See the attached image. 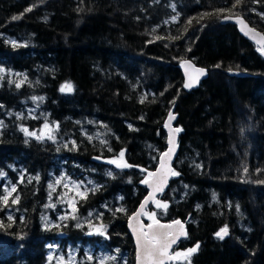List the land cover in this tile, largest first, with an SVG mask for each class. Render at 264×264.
I'll use <instances>...</instances> for the list:
<instances>
[{
	"label": "trees",
	"instance_id": "trees-1",
	"mask_svg": "<svg viewBox=\"0 0 264 264\" xmlns=\"http://www.w3.org/2000/svg\"><path fill=\"white\" fill-rule=\"evenodd\" d=\"M235 15L264 32V0H0V264H132L126 220L171 109L179 175L147 210L185 222L174 252L199 245L174 264H264V55ZM184 59L208 69L191 90ZM46 121L55 141L21 131ZM121 151L132 167L108 162Z\"/></svg>",
	"mask_w": 264,
	"mask_h": 264
},
{
	"label": "snow or ice",
	"instance_id": "snow-or-ice-1",
	"mask_svg": "<svg viewBox=\"0 0 264 264\" xmlns=\"http://www.w3.org/2000/svg\"><path fill=\"white\" fill-rule=\"evenodd\" d=\"M237 3H240V0H237ZM235 7L236 5H233V8ZM31 10H32L31 8H28L25 11H31ZM205 15H207V13H205ZM224 18L229 19L230 17H224ZM12 19L17 20V19H20V17L14 16L12 17ZM190 22L191 21H189V23ZM237 22L242 25L244 23L243 20H239V19L237 20ZM244 27L246 28L247 26L245 25ZM242 30H244V28H242ZM153 31H155V29H153ZM251 32H253V30L248 29V31L245 32V34L247 35ZM256 37H259V39L257 40V43L260 44L258 51H260L261 54L264 55V43H262L264 42V36H261L259 33H254L253 38L255 39ZM13 46H16L15 43L13 44ZM183 63L187 65L188 67H191L189 62L184 61ZM193 71L197 73L198 75H204V69L195 68L193 69ZM0 72H4V69L0 68ZM186 74H187V68H186ZM196 78L198 77L189 76V79L188 81L185 82L184 87L185 88L192 87L193 82ZM23 82L24 81H20L16 83V87L20 88ZM9 83H13V81L9 80ZM60 91L61 92H71L73 91V86L70 83H66L60 87ZM43 99H44L43 97H37V96L32 97V100L34 102L38 100L42 101ZM21 118H22L21 116L19 115L17 116V119H21ZM173 119H175L174 115L172 114V112H169L168 122L165 123V127H169V124ZM2 125H3V122L0 121V126ZM44 129L46 130V132L42 131L40 135H37L35 132H30L27 128L21 127V131H23L26 136H34L37 140H43L46 137L49 140L55 141V132L58 129V125H55L54 127H50L49 123L46 121L44 124ZM181 130H182L181 128H175V129H171L170 131L179 133ZM25 142L27 143V140ZM71 143L73 147L76 146L74 141ZM168 143L170 147L167 152L162 154V158L160 162V169L155 173L153 172L148 173L149 177H154L156 179H154L152 182H150L148 179H144L142 181V183L149 185V187L154 186V191L149 194V197L146 198L143 203H141L139 210L135 212L129 218L130 227H132L133 232L136 234L137 264H165L166 260L173 261V260H178L181 258L187 259L192 253H195L199 248V245L197 244L195 247L189 248L186 251H183V252L175 251L174 253H170L169 252L170 247L173 244H175L179 238V236L175 232L170 231V230L173 228V224L180 225L181 227H183L181 225V222L179 220H176V221H173V224H160V222L156 218L155 212L145 211V206L148 204L149 200H152V202L156 205L157 208L167 209L168 207L166 203H162L161 201L154 199L155 193L163 190L164 183L167 180V176H162L161 171L166 170V172L170 174L171 176L179 175V172L174 171L171 167H167L165 164L164 157L170 158L172 152L174 151V149L171 147V145H173L174 143L173 136L170 135ZM67 146L68 145H65V147ZM124 156H125L124 151H121L119 153L118 159H112V160H109L108 162L111 164H114L117 168H121V169L132 167L131 165H129L128 163L124 161ZM197 167H199V165H197ZM244 171L245 173H247L248 169L245 167ZM108 175H111V172H109ZM4 176H5V173L0 172V177H4ZM35 179L38 180L39 177L37 176L35 177ZM59 182L60 181H57V183ZM49 187L51 188L52 185H49ZM16 190H17L16 187L12 186L11 192H8V187L7 186L4 187V191L8 193V195H4L2 197L3 203L5 205H7L8 203V196L11 195L12 192H16ZM86 193H87V189L85 190V192L79 193V194L81 196H85ZM18 201H19V196L17 195L15 199L11 201V203L16 204L18 203ZM116 211L118 212L123 211V209L118 208L116 209ZM237 211H239L238 207H237ZM89 215L91 216L92 214L89 213ZM141 216H146L147 219L151 221V223L147 224L146 226L143 224H140L139 217ZM64 218L65 217H62V219ZM8 219L11 220L12 217L9 216ZM134 221L135 223H133ZM100 234L103 235L104 233L101 231ZM181 234L186 235V233H181ZM227 234H228L227 226L222 227L218 232L215 233V235L221 240L224 239V237ZM88 259L91 260L93 259V257L90 256L88 257ZM102 259L103 260H113V259H116V257L109 256V257H104Z\"/></svg>",
	"mask_w": 264,
	"mask_h": 264
},
{
	"label": "water",
	"instance_id": "water-1",
	"mask_svg": "<svg viewBox=\"0 0 264 264\" xmlns=\"http://www.w3.org/2000/svg\"><path fill=\"white\" fill-rule=\"evenodd\" d=\"M225 17H230L229 19H225L224 17L221 18V23H226L228 21L230 22H233L237 25V28L239 30V32L245 36L246 38H248L249 40H251L257 47H260V44L257 43V40L259 39V37H256L255 39L253 38V34L254 33H259L261 36H264V32L260 29H258L257 27L251 25L247 19L245 17H243L242 15H235V16H225ZM243 20V25L238 23L237 20ZM247 26L246 28L244 26ZM242 28H244V30H242ZM248 29H252L253 32L249 33V34H245V32L248 31ZM264 43V42H262ZM184 61H187L189 62V64L191 65V67H188L187 65H185L183 62ZM180 72H181V75H182V78H183V82L185 84L186 81H188L189 79V76H193V77H198L194 80L193 82V85L192 87L190 88H185L186 90H191L192 88H194L195 86L198 85V83L200 81H202L208 74V69L206 67H203V66H199V65H196L192 60L190 59H184L180 62ZM186 68H187V74H186ZM195 68H199V69H204V75H198L197 73H195L193 71V69ZM169 112H172V114L174 115L175 119H173L170 124H169V127H165V123L168 122V115L165 119V122H164V130H165V133H166V148L165 150H163L159 157H158V161H157V165L156 167L153 169V173L157 172L159 169H160V162H161V158H162V154L167 152L170 145L168 143L169 141V137L170 135L174 137V143L173 145H171V147L174 149V151L172 152L171 154V157L168 158V157H164V160H165V164L167 167H171L173 169V163L175 161V158L177 156V152H178V137H179V133H175V132H171L170 130L171 129H175V128H178L176 125H175V120H176V117H177V114L173 111V109H171ZM161 175L162 176H167V180L166 182L164 183V187H163V190L162 191H159V192H156L155 193V196H154V199H156L160 194L163 193V191L168 187L169 183H170V180L172 179L173 176H171L170 174H168L166 172V170L164 171H161ZM146 179H148L150 182H152L154 179V177H147ZM143 186L147 189L146 191V194L144 195V197L141 199L140 203L137 205V207L135 208V210L133 212H131L126 220V227H127V232L128 234L130 235V237L132 238V243H133V249H134V264H137V242H136V234L133 232L132 230V227H130V222H129V218L139 210L140 208V205L141 203H143L145 201L146 198L149 197V194L152 193L154 191V186L153 187H149V185L147 184H144L143 183ZM153 203L152 200H149L148 204L145 206V210L146 208L151 204ZM176 220H179L181 222V225L183 227H181L180 225H175L173 224V221H176ZM135 223V221L133 222ZM139 223L140 224H143V225H147L145 224L141 217H139ZM160 224H173V228L170 230V231H173L175 232L179 238L177 240V242L175 244H173L170 249H169V252L171 253V250L174 246H176L178 244V242L180 240H182L183 238H185L187 236V228H186V224L184 221H182L181 219H174V220H171V221H168V222H160ZM181 233H186V235H182ZM172 261H168L166 260L165 261V264H168Z\"/></svg>",
	"mask_w": 264,
	"mask_h": 264
},
{
	"label": "rangeland",
	"instance_id": "rangeland-1",
	"mask_svg": "<svg viewBox=\"0 0 264 264\" xmlns=\"http://www.w3.org/2000/svg\"><path fill=\"white\" fill-rule=\"evenodd\" d=\"M117 159H118V158H117ZM110 160H112V159H110ZM64 183H65V182H64ZM64 183H63L62 185H64ZM72 184H73L72 181H70V182L68 183V186H69V187H73V189H76L77 187H76V186H73ZM63 200L66 201V202H72V201H73V197L65 196V197L63 198ZM53 252H56V250H55V251H54V250H50L51 255L55 256V254H53ZM64 262H65V264H75L74 260L71 259V258H69V257L66 258V259L64 260Z\"/></svg>",
	"mask_w": 264,
	"mask_h": 264
}]
</instances>
